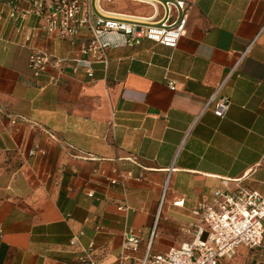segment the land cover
<instances>
[{
  "label": "crops",
  "instance_id": "1",
  "mask_svg": "<svg viewBox=\"0 0 264 264\" xmlns=\"http://www.w3.org/2000/svg\"><path fill=\"white\" fill-rule=\"evenodd\" d=\"M184 1L177 49L111 50L93 79L67 68L51 85L56 71L36 77L32 51L78 45L27 41L38 20L18 32L0 0V264H77L91 244L97 264H141L153 232L152 255L192 242L204 226L194 210L216 193L264 195V0ZM103 8L154 14L125 0ZM222 83L225 118L207 108ZM128 231L141 243L122 261ZM222 264H264V247Z\"/></svg>",
  "mask_w": 264,
  "mask_h": 264
},
{
  "label": "built area",
  "instance_id": "2",
  "mask_svg": "<svg viewBox=\"0 0 264 264\" xmlns=\"http://www.w3.org/2000/svg\"><path fill=\"white\" fill-rule=\"evenodd\" d=\"M5 1L9 7V18L19 25L18 32L25 30L24 22L38 20V25L26 35L27 41L32 37L55 36L78 45L73 54L65 57L42 49L32 51L29 62L36 77L50 69L56 71L57 76L49 80L51 85L59 83L60 76L67 68L74 74L83 71L93 79L95 65L108 67L111 50L136 47L143 41L177 49L187 34L189 12L192 9V4L184 0H125L154 9L153 15L143 16L103 8V3L114 0ZM83 33L86 36H82ZM173 84L171 88L175 90ZM224 85H220L207 105L209 108L215 104L214 114L219 118L226 117L232 104L228 97L219 96ZM194 215L199 217L204 226L197 227L192 242L166 253L152 255L153 232L141 264H222L223 259L234 258L241 247H264V195L257 191L241 188L236 192H218L211 205L200 204L194 210ZM140 243L137 232L125 233L121 260H127L129 253L137 251ZM93 247L94 244H91L79 256L77 264H97L92 257Z\"/></svg>",
  "mask_w": 264,
  "mask_h": 264
}]
</instances>
